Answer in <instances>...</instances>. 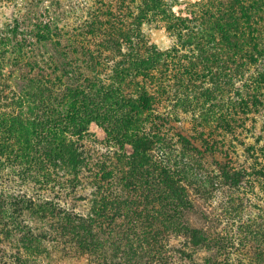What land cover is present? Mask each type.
I'll list each match as a JSON object with an SVG mask.
<instances>
[{
  "label": "trees",
  "instance_id": "16d2710c",
  "mask_svg": "<svg viewBox=\"0 0 264 264\" xmlns=\"http://www.w3.org/2000/svg\"><path fill=\"white\" fill-rule=\"evenodd\" d=\"M180 2L102 0L73 35L47 23L22 33L39 45L54 37L61 46L65 37L63 50L72 54L80 52L76 46L85 49L83 61L67 58L63 67L53 55L50 66L38 61L33 43L18 40L19 24L0 37V62L10 50L13 56L10 74L0 70V234L26 251L10 256L15 263L41 255L45 240L15 215L40 220L57 213L64 245L74 242L80 253L96 254L110 244L106 264L115 254L119 264H202L173 249V236H183L194 253L206 246L224 255L221 264H236L226 257L231 251L240 253L238 264H264V238L251 256L241 254L257 237L255 227L264 237V219L254 227L234 194L213 205L217 191L239 190L250 173L235 167L226 141H207L200 127L215 123L232 132L241 115L260 111L264 0L189 1L185 13H176ZM147 24L164 29L174 45L163 50L149 43ZM42 63L49 69L56 63L65 79L53 78ZM24 68L17 91L11 73ZM196 109L203 113L196 124L201 129L189 136L178 124L181 114ZM49 190L56 202L44 193ZM90 190L91 213L77 214L72 200ZM0 254V264H13L4 261L8 252L1 246Z\"/></svg>",
  "mask_w": 264,
  "mask_h": 264
},
{
  "label": "rangeland",
  "instance_id": "374dc122",
  "mask_svg": "<svg viewBox=\"0 0 264 264\" xmlns=\"http://www.w3.org/2000/svg\"><path fill=\"white\" fill-rule=\"evenodd\" d=\"M100 1L102 0H0V37L11 35V30L15 28L17 24H19L20 34H18V40H21L26 37L22 34L23 32L29 35V32L35 29V25H44L46 23L54 32L55 28L57 27L58 29H61L62 32L66 31L73 35L77 33V30H82V27L85 26L88 17H90L95 9L99 6ZM105 1L107 2L109 0ZM189 1L196 0H182V2H180L181 5L176 6L173 11L176 13H185L187 10L186 3H189ZM143 31L149 43L156 44L163 50L169 49L174 45L175 39L159 26L147 24L144 25ZM26 39L33 43L31 48L34 49L37 54L39 53V55L36 56L37 60L48 61L49 66L51 65V61L49 59L51 55L56 57V59H60L57 60V62L63 61L62 67L64 62H67V58L74 61L77 57H79L81 61L84 59L81 53L84 52L85 49H83L81 46H76L77 48L75 47V49L80 51L78 54H72V49L70 51L63 50L67 44V39L65 37L60 40L62 42L61 46L56 44L59 40L56 41V38L54 37H52V39H54L53 41H48L40 45L34 37H26ZM77 44H80V42H76V45ZM92 47L95 48L94 46ZM92 47L90 46V48ZM28 49L30 48L28 47ZM9 52L10 53L6 55L5 60L0 62V70L4 68V74L8 75L11 72L10 70H12L10 59L13 58L11 55V50ZM40 53L44 54V56ZM115 58L119 59L118 56ZM56 63L52 66V69H49V66L47 68V66H45L43 63L41 64L45 66L46 72H53V78L54 76H63L62 71H58L57 73L55 72L54 68ZM79 64H81V62H79ZM66 69L69 68L66 67ZM71 69H74V67ZM82 69L83 73L89 75L87 70L85 71L84 68ZM26 70V68H24V70L21 69V71H16L13 69L11 73V76L17 79H12L14 89L17 91L22 88V84H20L23 81V79H21V75H23ZM68 71L71 70L69 69ZM36 72L37 71H35V73ZM78 73L79 72H77V74ZM69 76L72 77V74H69ZM62 79L65 78L62 77ZM240 81L241 79H238L235 82L237 84L236 87L241 88L243 83ZM260 101L263 103L260 107V111L258 113L252 112L247 115H241L240 121L238 124H236L237 127L232 132L216 129L215 123L207 124L205 127L200 125V127L203 128L202 130L205 131L203 134L207 135V141H226V148L229 150L230 160L234 163L235 167L237 169H244L250 173L249 177L247 178L248 182H246L239 190L229 191L226 189L224 194L222 190L217 191L213 205H219L221 201L226 200L227 196L234 194L239 200H244L245 209L243 214L245 217H249L251 221L254 222V227L255 224H259L261 220L264 219V176L258 174V171L260 170H263L264 173V91L261 92ZM193 108L195 107L193 106ZM181 115L182 123L178 124V127L179 129L187 132L185 134L190 136L195 132V130L198 131V129H201L196 124L202 122L203 113L198 112L196 109L195 112L188 111L186 114ZM213 130H216V132ZM90 131L92 133H96L99 131V127L93 123L90 126ZM89 192H91V190L80 191L76 194V196H81L83 200H72L71 204L75 208V212L77 214L81 213L82 215H87L91 213L90 210L94 206H92L93 198L88 195ZM44 193L51 201L56 202V199L54 198V195L56 194L55 190L44 191ZM61 205H64V202L61 203ZM206 208L207 205H205L204 209ZM49 215L51 214L49 213L45 218L40 220L39 218L33 217L29 213H24L21 216L15 215L17 222H21L23 225H28L32 230H34L35 235L39 234L43 237V239H45L42 241V245L40 246L41 255L40 253L35 254L30 258L29 261H27L28 263L26 262L27 264H106V261L104 260L107 257L111 258L112 248L110 244H104L103 249H99L96 254H93V251L91 254L80 253L78 245L74 242H68V245H64L66 238H63L60 235L61 231L57 229L59 224L55 220L58 214L56 213L53 217H50ZM224 227H226L225 224L215 229L214 236H216L218 233H221ZM260 229L263 228L255 227V235L257 237H251L252 240H250L247 245V251L245 253H241L243 259H245V256H251L255 252V249L260 247V241L262 238H264L261 235ZM115 239L117 240L118 237L115 236ZM254 239L258 240L255 241ZM170 240L173 249L183 250L189 254L192 253L198 263H213L215 259L219 262V264H221L225 257L224 255H218V258L215 256V250L213 251L211 249L209 251L206 246L201 247V250H199L198 253H194L193 249L189 247L186 248L184 246L185 239L183 236H173V238ZM125 244L126 243L121 244L122 249L123 246L127 247ZM0 246L8 252V254L3 255L4 261H12L13 264H17L14 262V259L10 258V256L14 255L15 253H19L21 256L25 257L24 255L26 254V251L21 247L20 244L17 242H11L10 239L4 237V235L1 234ZM252 248L254 249L253 252ZM116 255L117 254H115V256ZM103 256L105 259H103ZM115 256L112 264H119V257ZM181 256L182 255L179 253L176 254V257ZM226 257L233 259L236 264H238L237 262L240 260L243 261L240 257V253L237 252L234 253L231 251L230 254H226ZM175 264H190V262L184 260L183 263L176 262Z\"/></svg>",
  "mask_w": 264,
  "mask_h": 264
}]
</instances>
